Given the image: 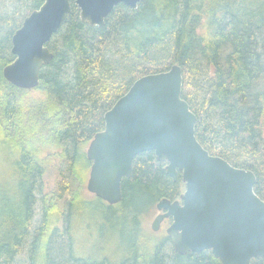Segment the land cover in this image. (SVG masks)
Returning a JSON list of instances; mask_svg holds the SVG:
<instances>
[{
	"label": "trees",
	"instance_id": "trees-1",
	"mask_svg": "<svg viewBox=\"0 0 264 264\" xmlns=\"http://www.w3.org/2000/svg\"><path fill=\"white\" fill-rule=\"evenodd\" d=\"M42 4L0 0V160L12 167L0 182V264H221L209 250L178 255L168 237L142 245L144 216L184 189L180 173L173 181L152 151L134 157L115 205L86 200L75 180L88 172L84 145L103 130L104 114L135 80L177 64L196 139L211 155L251 170L264 200V0H143L136 9L117 5L102 27L82 22L70 0V13L47 43L53 58L29 101L28 90L2 73L14 60L13 34ZM35 139L51 141L59 153L48 195ZM90 206L96 218L131 224L139 260L125 245L115 261L76 256L71 226L86 221L81 211ZM251 264H264V257Z\"/></svg>",
	"mask_w": 264,
	"mask_h": 264
},
{
	"label": "water",
	"instance_id": "water-1",
	"mask_svg": "<svg viewBox=\"0 0 264 264\" xmlns=\"http://www.w3.org/2000/svg\"><path fill=\"white\" fill-rule=\"evenodd\" d=\"M143 0H73L82 22L102 27L119 4L136 9ZM71 11L70 0H43L12 36L14 60L3 68L13 87L32 90L41 68L53 58L47 48ZM182 70L141 76L104 114V128L89 141L86 189L109 205L121 201V182L136 155L152 151L166 174L184 190L175 200L160 199L151 229H165L178 255L209 250L221 264H251L264 257V200L254 192L251 170L211 155L195 137L196 116L181 98Z\"/></svg>",
	"mask_w": 264,
	"mask_h": 264
},
{
	"label": "rangeland",
	"instance_id": "rangeland-1",
	"mask_svg": "<svg viewBox=\"0 0 264 264\" xmlns=\"http://www.w3.org/2000/svg\"><path fill=\"white\" fill-rule=\"evenodd\" d=\"M36 94L37 93H32L28 90L25 98L31 101L30 99H33ZM50 142L51 141L41 142L40 139H35L31 142L32 145L40 146L38 148L39 150L36 151V156L44 166V193L47 195L54 190L57 184L59 169V153H57L54 144ZM87 146L88 144L86 143L84 145L85 152ZM11 168V165L0 160V182L10 173ZM89 170L90 165L88 172L87 169H85V172L83 171L79 173L80 176L76 178L75 183L80 189L78 192L81 193L86 200H93L95 196L90 194L86 189ZM93 209L94 208L90 206L87 207L86 210L81 211V215L86 217L85 222L82 223L81 221L76 220L72 223L71 236L74 241L73 250L76 256L95 259L106 257L109 261H115L121 256L118 246L121 247V245H125L124 248H127L131 254L136 256L139 260V235L138 238L134 237L131 224H129V222L122 224L121 222H123V220L118 218H104L102 216L96 218ZM158 213L159 212L155 209L152 213L144 216L142 219L141 233L143 234V237L141 238V243L146 248H150L153 242H157L159 239L167 237L165 229L169 226L170 220H163L158 231H153L151 229L152 221ZM38 214L39 208L37 210V216ZM37 216L35 222H37Z\"/></svg>",
	"mask_w": 264,
	"mask_h": 264
},
{
	"label": "flooded vegetation",
	"instance_id": "flooded-vegetation-1",
	"mask_svg": "<svg viewBox=\"0 0 264 264\" xmlns=\"http://www.w3.org/2000/svg\"><path fill=\"white\" fill-rule=\"evenodd\" d=\"M168 220H170V219H168Z\"/></svg>",
	"mask_w": 264,
	"mask_h": 264
}]
</instances>
